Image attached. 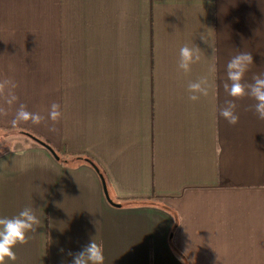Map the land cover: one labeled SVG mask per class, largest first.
I'll use <instances>...</instances> for the list:
<instances>
[{
  "label": "crops",
  "instance_id": "1",
  "mask_svg": "<svg viewBox=\"0 0 264 264\" xmlns=\"http://www.w3.org/2000/svg\"><path fill=\"white\" fill-rule=\"evenodd\" d=\"M185 44L201 49L188 74ZM240 51L246 82L264 74V0H0V81L29 111L62 112L12 127L0 97L15 141L0 149V217L31 207L41 221L7 264H72L92 239L104 264H264V120L247 97L237 125L218 115ZM202 76L209 96L192 102Z\"/></svg>",
  "mask_w": 264,
  "mask_h": 264
},
{
  "label": "clouds",
  "instance_id": "2",
  "mask_svg": "<svg viewBox=\"0 0 264 264\" xmlns=\"http://www.w3.org/2000/svg\"><path fill=\"white\" fill-rule=\"evenodd\" d=\"M204 40L203 37H201ZM201 61V49L197 46L189 47L187 44L179 50L178 70L188 74L192 66ZM254 65L253 56L250 52L240 51L234 55L226 65V81L223 84L224 91L228 97L222 107L218 108L219 117L223 118L228 124L235 126L239 123L237 112V100L250 98L254 103L250 110L254 112L258 119L264 120V74L255 75L251 82L245 81V75ZM216 70L215 65L210 67V71ZM17 84L10 79L0 81V97L4 103L10 107H15V114L10 121L12 127L21 124L31 123L39 126L46 120H50L53 125L62 118V112L58 103H52L47 116L39 112L29 111L27 105L18 103L19 97L14 89ZM212 85L207 76H202L197 80L189 81L187 84L188 99L198 102L201 97L209 96ZM8 109L0 105V116H7ZM49 131L56 132L53 126ZM41 221L31 207L23 208L17 215L12 217H0V264H7V261L15 262L17 255L14 249L17 245H26L32 238L29 233H35ZM63 251V249L61 250ZM72 264H104L105 256L103 246L94 239L90 241L81 251L72 253Z\"/></svg>",
  "mask_w": 264,
  "mask_h": 264
},
{
  "label": "trees",
  "instance_id": "3",
  "mask_svg": "<svg viewBox=\"0 0 264 264\" xmlns=\"http://www.w3.org/2000/svg\"><path fill=\"white\" fill-rule=\"evenodd\" d=\"M18 132L31 138L33 141H35L37 144L47 148L50 152L51 150L55 152L54 148L50 145V143L46 140H44L43 138H41L40 136H38L37 134H35L34 132H31L29 129H25V128H17ZM52 153V152H51ZM54 155V154H53ZM55 156V155H54ZM56 157V156H55ZM75 157L79 160H82L88 164H90L95 171L98 173L100 179H101V183L103 186H106V182H105V178L103 176V174L100 172L97 164L87 155L85 154H75Z\"/></svg>",
  "mask_w": 264,
  "mask_h": 264
},
{
  "label": "rangeland",
  "instance_id": "4",
  "mask_svg": "<svg viewBox=\"0 0 264 264\" xmlns=\"http://www.w3.org/2000/svg\"><path fill=\"white\" fill-rule=\"evenodd\" d=\"M4 132L0 130V149H4L10 145H13L12 143L15 142L14 140L10 139L9 136H6ZM13 136L14 135H12L11 137Z\"/></svg>",
  "mask_w": 264,
  "mask_h": 264
},
{
  "label": "water",
  "instance_id": "5",
  "mask_svg": "<svg viewBox=\"0 0 264 264\" xmlns=\"http://www.w3.org/2000/svg\"><path fill=\"white\" fill-rule=\"evenodd\" d=\"M51 152H52V154H54V155L57 157V155L55 154L54 151L51 150ZM103 191H104V194H105L106 199L108 200V202H109L110 204L118 205V204H115V203L110 199V197H109V195H108V192H107V189H106V186H103Z\"/></svg>",
  "mask_w": 264,
  "mask_h": 264
}]
</instances>
